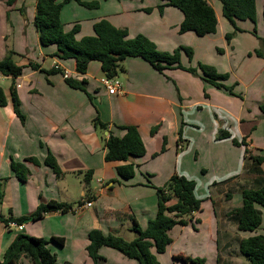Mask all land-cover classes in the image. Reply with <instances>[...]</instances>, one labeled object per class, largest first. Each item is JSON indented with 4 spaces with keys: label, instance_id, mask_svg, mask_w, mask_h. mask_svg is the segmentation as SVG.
Here are the masks:
<instances>
[{
    "label": "crops",
    "instance_id": "crops-1",
    "mask_svg": "<svg viewBox=\"0 0 264 264\" xmlns=\"http://www.w3.org/2000/svg\"><path fill=\"white\" fill-rule=\"evenodd\" d=\"M57 1L62 3L64 30L78 26L76 39L93 35V25L106 19L125 29L129 38L145 36L162 52L185 46L201 49L209 56L214 48L222 49L224 62L209 65L217 73L228 75L222 83L232 86L231 93L182 69L159 73L145 60L128 57L122 62L124 71L117 75L121 93L109 95L100 82L104 75L98 61H91L80 74L73 59H59L54 45L40 44L34 25L36 0H16L11 6L0 0V60L12 51L15 63L23 67L22 75L14 81L22 119L13 111L11 85L1 86L12 79L0 76V88L7 100L0 106V179L5 180L0 204V260L15 236L23 233L48 241L58 264H93L86 252L89 232L98 229L104 235L124 237L129 233L136 238L134 223L145 229L156 215L154 187H161L177 174L196 183L194 195L201 204L187 225H176L168 232L171 243L157 255L159 264H182L174 258L177 254L205 261L208 251L209 260L214 256L213 264L232 261L227 257L232 241L238 248L241 239L252 235L237 230L231 211L241 206L243 190L264 185V160L260 164L253 161V157L264 158V112L260 108L264 104V55H249L259 48L258 37H264L260 28L264 24V0H255V34L249 20L235 33L222 15L221 3L207 0L215 12L217 30L205 36L180 33L182 12L163 0H81L98 1L97 8L75 0ZM231 33L234 37L227 41L226 35ZM193 57L194 53L191 60L182 54V65L195 67L197 62L207 61ZM30 63L44 71L56 70H33ZM65 73L67 78L83 82L85 91L69 86ZM96 118L107 129L97 128ZM126 126L139 131L144 155L106 161L105 139L109 133L122 137V127ZM220 129L229 132L230 138L217 139ZM232 139L240 146L233 145ZM48 153L59 166V177L44 164ZM29 157L39 164L25 163L29 175L21 182L11 163H24ZM127 163L134 165L135 174L123 179L116 168ZM88 172L90 182L86 185ZM207 177L211 178L205 181ZM50 200L70 204L71 210L47 213L28 223L26 220L22 232L2 222L9 217H28ZM86 201L91 202L90 207L80 206ZM261 215L263 219L264 210ZM194 223L210 231V240L219 241L215 254L204 239L200 246L193 241L187 249H175L172 231L181 226L186 233ZM52 237L63 238V245L53 242ZM99 254L104 264H138L107 247H101ZM21 259V264H30Z\"/></svg>",
    "mask_w": 264,
    "mask_h": 264
},
{
    "label": "trees",
    "instance_id": "trees-1",
    "mask_svg": "<svg viewBox=\"0 0 264 264\" xmlns=\"http://www.w3.org/2000/svg\"><path fill=\"white\" fill-rule=\"evenodd\" d=\"M16 0H6L11 6ZM70 0H64L68 2ZM80 5L88 8H97L98 1L83 2L75 0ZM167 6L175 7L183 14V20L179 26V32H194L197 36H205L216 33L217 19L213 8L207 0H163ZM221 3L223 17L234 27L236 21L249 20L256 22L255 0H218ZM62 3L57 0H36L34 25L39 33V41L43 46L54 45L55 56L59 59H73L76 72L83 74L91 61H98L102 74L107 78H113L123 72L122 62L128 57H139L145 60L159 73L166 69H182L193 75H199L217 88L225 89L231 93V88L223 85L227 78L225 74H219L208 65L198 63L196 67H185L181 63V55L185 54L192 59L193 50L189 47L179 46L172 52H162L155 48L154 44L143 35L129 38L125 29L113 26L106 19H101L93 25L94 34L76 39L78 26L75 25L70 31H65L60 20ZM264 11V10H263ZM231 34L226 35L227 41ZM260 49L254 54L258 57L264 55V37L259 38ZM14 53L9 51L0 60V76L10 77L12 106L14 113L23 118L19 110V101L16 95L15 79L22 75L23 67L15 63ZM29 66L33 70L50 73L54 70L44 71L35 63ZM201 72V75L198 73ZM66 83L72 88L85 91L83 82H77L66 78ZM7 104L3 90L0 88V106ZM264 112V104L260 106ZM94 125L99 129H107V125L97 118ZM125 134L116 137L111 133L105 139L106 161H127L130 157H141L145 153V146L134 126L122 127ZM226 130L220 129L217 139L229 138ZM235 145H240L235 139ZM164 150V146L162 147ZM263 157H253V161L260 164ZM25 163L38 165L34 157L24 159V163H11V170L18 180L25 182L29 171ZM53 173L59 177L62 173L52 156L48 153L44 159ZM118 175L123 179H130L135 174L132 163L120 165L116 168ZM4 179H0V204L3 198ZM86 185L90 182V173L84 177ZM196 183L184 176L173 174L162 187H154L157 196L156 215L149 220L145 229H141L134 223L132 230L137 234L133 240H125L117 235H104L100 230L93 229L88 234L86 252L93 264H104L105 259L99 254L101 247H107L119 252L128 259L136 260L138 264H159L157 255L166 251L171 243L168 232L176 225H186V218L191 217L200 209L201 201L194 195ZM90 198V197H88ZM172 200H174L172 202ZM71 205L50 200L41 203L28 217L2 220L5 224L14 222L23 224L26 220L36 221L51 212H68ZM261 209L264 210V185L257 189H246L241 193V206L231 211L236 228L241 232H254L262 222ZM51 240L58 245H63V238L52 237ZM48 241L43 238L28 236L19 233L7 246L0 260V264H21V258L28 260L30 264H58L55 255L49 250ZM239 252L249 264H264V234L252 235L243 238L238 244ZM182 264H203L200 258H190L182 254L174 257ZM216 264H220L219 261Z\"/></svg>",
    "mask_w": 264,
    "mask_h": 264
},
{
    "label": "rangeland",
    "instance_id": "rangeland-1",
    "mask_svg": "<svg viewBox=\"0 0 264 264\" xmlns=\"http://www.w3.org/2000/svg\"><path fill=\"white\" fill-rule=\"evenodd\" d=\"M217 4H219L218 0H215ZM262 16H263V21H264V11L262 13ZM238 25V26H237ZM253 29L251 30V33L252 34H255L257 32V29H256V22L253 23ZM230 27L231 29L236 33V32H241L242 29H244V21H238L236 22V27H234L233 25L230 24ZM260 28L264 29V24H262L260 26ZM234 33V34H235ZM233 33H231V38L234 37V34L232 35ZM230 38V40H231ZM259 38L258 37V41H259ZM260 42H259V48L256 49V50H259L260 49ZM193 50V53H194V57L193 58H201V60H203V57L206 58L207 61H205L206 63H202V62H197L200 63V64H203V65H208V66H211L209 64H217V63H220V62H224L221 57L224 56V53H223V50L221 49H216L214 48L213 49V54L212 55H206L205 52H203V50L201 49H194V48H191ZM255 51H253V53H249V55L251 56V54H254ZM255 55V54H254ZM258 57V56H257ZM263 57V56H262ZM212 58V62H210L209 60H211ZM196 60V59H195ZM196 64V66H197ZM195 66V67H196ZM198 73L201 75V72L198 71ZM227 75V74H225ZM228 76V75H227ZM227 79V78H226ZM225 79V80H226ZM224 80V81H225ZM11 80H8L6 83L2 84L1 86H7V87H4V88H9V86L11 85ZM230 88H232V86H229ZM238 96V95H236ZM219 131V130H218ZM230 138V137H229ZM234 139H232L231 141H233ZM233 143V142H232ZM235 145V144H233ZM235 146H240V145H235ZM243 156V155H242ZM245 158V157H244ZM211 177H207L205 179V181L207 180H210ZM168 181V180H167ZM166 181V182H167ZM205 181H203L201 183V191H203V185L205 183ZM163 184V183H162ZM165 185V183H164ZM163 186V185H162ZM161 186V187H162ZM257 188V187H256ZM262 210V209H261ZM263 211V210H262ZM5 217H8L9 216V213L7 212H3L2 213ZM189 219L190 217L186 218V225L188 224L189 222ZM30 220V219H29ZM27 223L29 222L28 220L26 221ZM231 222V221H230ZM232 223V222H231ZM194 226H189V230L186 231V233L182 232V227L181 226H178L176 227L172 233H171V236L174 240V244H175V249L178 248V247H182L184 249H187L188 247H191V245H194L192 242L194 241L196 244H200L202 243V240L204 239L206 244L208 243V245H210V249L211 251L214 253V251L216 250L215 247H218L219 245V241H216L215 240H210L209 239V236H210V231L208 232L207 230H202V229H199L197 226H195L196 224L194 223L193 224ZM189 232H191L192 234H188ZM198 233L200 232L198 235H195L193 233ZM8 233V232H7ZM11 233V232H10ZM244 234V233H243ZM258 234H264V218L262 219V222H261V225L258 227V229L254 232H246V235H258ZM11 235V234H10ZM30 236V235H28ZM135 234H129V233H124V237H122L123 239L125 240H133L135 237ZM179 237V239H178ZM198 237V238H197ZM197 238V239H196ZM196 239V240H195ZM207 240V241H206ZM217 245V246H216ZM211 253V255L213 254ZM238 253V254H237ZM207 263H206V260L204 261L203 264H213V261H214V256L212 258L211 256V260H209V251L207 252ZM215 254V253H214ZM227 257H231L232 261H226L225 263L223 264H249L248 261L245 259V257L243 255L240 254L239 252V248H237V242L236 241H232V246L230 247V250H229V254L227 255ZM158 260V259H157ZM159 263V262H158ZM180 263V262H179Z\"/></svg>",
    "mask_w": 264,
    "mask_h": 264
},
{
    "label": "built area",
    "instance_id": "built-area-1",
    "mask_svg": "<svg viewBox=\"0 0 264 264\" xmlns=\"http://www.w3.org/2000/svg\"><path fill=\"white\" fill-rule=\"evenodd\" d=\"M64 76L67 78L68 77L67 73H65ZM100 82H101L102 86L106 89V91L108 92L109 95H118L121 93V82L119 81L117 76H115L113 78H107V77L103 76L101 78ZM18 87H19V85H18ZM181 147L182 146L180 145L179 148H181ZM80 206L90 207L91 202L90 201L83 202ZM7 225L10 227H14L17 232H22L24 229L23 224H17L14 222H9Z\"/></svg>",
    "mask_w": 264,
    "mask_h": 264
}]
</instances>
